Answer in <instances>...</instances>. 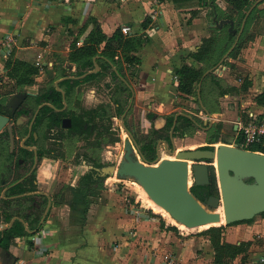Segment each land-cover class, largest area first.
<instances>
[{"label":"rangeland","instance_id":"obj_1","mask_svg":"<svg viewBox=\"0 0 264 264\" xmlns=\"http://www.w3.org/2000/svg\"><path fill=\"white\" fill-rule=\"evenodd\" d=\"M219 2L224 5V0H219ZM263 4L264 2L259 7ZM194 6H197V4L191 7ZM226 6L225 11L229 12L228 5ZM214 7L209 5L206 10H202L204 13H201L199 9L189 11L192 23L195 17L198 20L196 23L200 26V22H202V25L206 24V32L200 33L199 37L214 35L222 39L228 30L234 32V29L238 28V21L236 22L234 19H231L232 22L222 23V20L230 18L218 19L216 15L219 12ZM263 14L264 11L259 12L252 20L247 32L241 36L244 41L237 57L226 58L214 71L216 73L215 77L208 79L204 92L208 106L212 108V111L209 110L206 103L205 106L213 114L212 117L201 107L199 97L196 95L187 96L179 93L172 103L175 112H186L203 126L216 127L219 131V141L209 142L212 135L211 132L209 133V128L200 129L191 125L187 126L189 129H185V122L182 120L180 130L175 137L177 151L200 148L208 144L213 145L215 148L220 143L233 144L237 132L238 116H242L248 111L257 113L263 110L264 103L260 102L257 91L251 90V85L248 89H244V84L247 80L249 81V77L245 75L247 74V67L242 59L243 51L250 40V27ZM185 22L188 25V21ZM225 23H230V26L228 28L224 27ZM146 37L149 38L148 34H146ZM52 52L55 54L50 60L51 64L39 67L40 74L36 77V83L29 85L27 87L28 91H44L47 87L54 86L61 74L77 73V66L70 64L69 57L62 59L61 54H58L56 50ZM190 65L201 66L200 63L194 60H191ZM64 66L67 67L66 72L62 70ZM100 67L102 74L91 82L75 86L69 99V113L73 117L79 114L84 115L87 127L82 133L78 134L76 141L65 144L60 140H49L48 152L41 167L42 182L56 206L54 211L52 208L50 209L48 217L53 212L52 217L63 225L62 228H59V231L62 230L70 235L81 229L80 214L77 211L70 210L69 203L80 176L94 167L93 160L100 159L102 166L97 167L96 170L106 177V180L100 195L92 197L94 203L89 217L94 215L95 219L105 218L108 221L110 220L112 229L117 227L115 224H119L125 218V215H127V220L137 221L140 219V221H144L148 224L147 227L151 225L152 236L155 239L153 240L151 237H145L144 239L141 236L139 246L145 245L146 248L151 249L158 241L162 248L161 254L166 261H171V258H166L167 255L171 256V252L167 248L169 241H171L170 233L183 240H191L189 245L198 253L204 252L203 247H206L204 257H206V260L209 259L207 261L209 264H260L261 258L264 257V213L258 214L249 220L227 224L225 220L223 221L222 208H209L199 201L200 204L205 205L206 210L219 214L221 219L206 225L193 227L177 219L180 224L186 226L183 229L178 223L170 219L164 211L157 210L149 205V202L155 203L149 198V192L135 175L127 173L125 169L127 162L142 161L134 141L122 122V115L126 111L132 96L129 97L128 91L122 88L119 79L112 77L109 67H102L101 65ZM125 73L137 85V80L132 76L131 70H125ZM1 79H3L2 84ZM16 86L15 80L11 79L3 70H0V91H15ZM115 101H118L120 106ZM147 106L148 102L141 103L135 97L125 117L128 127L141 142L150 139V137L155 139L164 137L170 133L171 129L167 127L160 130L155 121V112L152 109H147ZM95 109L97 112H94ZM144 115L148 118V121L144 120ZM211 123H213L212 126H210ZM153 127H156L155 132L147 136V133H150ZM160 144V146H165L163 143ZM165 152V159L175 157L166 149ZM154 165L157 166L159 163ZM190 179L189 185L191 186L193 185L191 174H189ZM200 192L207 198L206 191L202 190ZM129 225L127 229L132 233V226L130 228ZM159 228L166 235H161L162 231ZM159 235L164 239H160ZM144 240L148 241V247ZM31 244H34V242H31ZM116 245H118V242L112 244L113 247Z\"/></svg>","mask_w":264,"mask_h":264},{"label":"crops","instance_id":"obj_2","mask_svg":"<svg viewBox=\"0 0 264 264\" xmlns=\"http://www.w3.org/2000/svg\"><path fill=\"white\" fill-rule=\"evenodd\" d=\"M216 2L222 9L227 8L226 0L224 5L219 0ZM194 4L197 6L191 7ZM208 6L196 0L185 4L173 0H0V70L5 72L9 57L34 65L42 61L43 66L51 64L53 50L61 54L62 59L69 57L72 40L79 36L81 44L92 29L90 17L98 19L110 35L124 23H130L141 33L144 31L142 22L150 15L153 21L145 31L149 40L137 51L142 59L139 80L132 86L135 87L134 98L141 103L148 102L147 109L155 112L156 124L162 127L164 116L175 112L172 103L179 94L176 70L184 63L191 64L190 54L199 48L203 37L208 36L199 37L200 33L206 32V24L200 22V26L195 17L193 24L189 11L199 9L204 13L202 10ZM263 7L264 4L260 6ZM250 32L242 59L247 67L245 75L252 82L251 90L259 95L264 91V14L255 20ZM8 37L12 39L9 41ZM70 64L76 65L71 61ZM62 77L63 74L59 79ZM152 99L155 100L150 101ZM144 120L148 121L145 115ZM189 163L191 166L192 161ZM55 208L53 204V211ZM90 211L87 221L81 222V229L70 235L59 231L63 225L52 217V212L41 228L38 243L31 244V239L23 237L11 241L8 249L0 246V264H209V259L204 257L206 247H203L204 252L198 253L189 245L191 240L170 233L167 248L171 252V261H166L157 240L151 249L139 246L141 236L155 239L151 225L147 227L148 224L140 219L127 220L125 215L112 229L110 220L95 219L94 215L89 217ZM128 225L132 226V233L127 229ZM161 235L166 233L162 231ZM161 235L159 238L164 239ZM114 242L118 245L113 247ZM147 242L144 240L148 247Z\"/></svg>","mask_w":264,"mask_h":264},{"label":"trees","instance_id":"obj_3","mask_svg":"<svg viewBox=\"0 0 264 264\" xmlns=\"http://www.w3.org/2000/svg\"><path fill=\"white\" fill-rule=\"evenodd\" d=\"M165 1V0H159ZM195 0H173V2L177 4H185L187 2H191ZM200 3H205L211 6H215L214 8L219 12L217 14L218 19L222 18H230L234 19L236 22L238 21L237 31L240 29L244 16L248 9L257 1V0H226L228 4L229 12H226L225 9H222L217 3L216 0H196ZM264 0L253 9L251 14L249 15L246 26L244 29V33L247 32L248 27L250 26L252 20L256 17L259 12L264 11V7L260 8L259 5L263 3ZM69 19H67L68 21ZM73 20V19H72ZM153 19L152 16L148 15L142 22L143 32H137L133 34H125L122 31V25H118L112 34H107L103 28L100 26V22L98 19L94 17L89 18V22L93 23V27L90 32L86 35L83 42L80 44L79 36H76L71 42V50L69 53V60L76 64L77 66V75H82L86 71L92 70L95 68V58L97 59V63L102 67L106 66L111 69V75L114 79H119L120 85L125 91H128L129 97L132 96V91L128 87V85L121 79L118 75L117 71L127 79V81L132 85L134 82L132 79L125 73V70H131L132 76L138 81L139 80V71L140 65L142 64V59L137 55V51L139 48L149 40L146 37L145 31L150 27ZM129 24L130 23H124ZM132 26V25H131ZM230 23H225L224 27H229ZM242 34V36H243ZM237 32L227 31L225 36L222 39H219L218 36L211 35L209 37H204L202 39V44L199 48L190 54V57L201 64L200 67H195L194 65H190L188 63H184L181 67L176 70V74L179 78L178 90L179 93L187 95V96H198V87L199 82L201 81L204 73L214 67L225 53L231 48L235 39ZM244 39L241 37L238 45L233 49L230 53L229 57H237L238 51L242 48ZM117 68V71L114 69ZM101 68V67H100ZM66 72V69H62ZM5 73L13 80H15L16 85L20 87H25L29 85H33L36 83V77L40 74L39 66L31 64L27 61L16 59L13 57H9L6 61L5 65ZM102 74L101 69L98 72L90 73L86 77L81 79H64L61 81L59 86L64 88L67 97L72 94V89L76 85H82L87 82H91L97 79ZM215 72L209 73L202 82L201 87V95L204 103H206L209 110L212 111V108L208 106V102L205 96L204 89L208 82L209 78L215 77ZM245 83V82H244ZM252 84L251 80H247L244 84V89H248ZM260 102L264 103V91L259 95ZM41 97L51 101L56 107H63V94L57 87L54 85L52 87H48L45 92L41 95ZM69 100V98H68ZM152 99L150 101H153ZM119 106V102L115 101ZM48 110H51L53 107L50 105L47 106ZM53 110V109H52ZM217 111V110H215ZM90 113V111H88ZM94 112H97L95 109ZM64 112H56V117L52 120L53 124L59 123L61 119V115ZM65 114V113H64ZM176 113L165 115L166 125L164 129L171 128L174 122V116ZM151 115V114H149ZM182 120L185 122V129L187 126L195 125L194 121L186 116H180L178 119V125L175 127V136H177L178 131L180 130V123ZM85 116L84 115H75L74 116V129H76L79 133H82L85 130ZM127 126L128 123L126 122ZM197 127V126H196ZM130 128V127H129ZM155 132V130H153ZM212 133L210 136V143L219 141V131L216 127H209V133ZM169 140V135L164 136ZM141 151L145 155V157L152 161L157 156V138H150L147 142L141 143L138 140ZM202 149H212L214 146L208 144L201 146ZM251 150L264 152V147L261 145H253L249 147ZM94 167L91 168L88 172L83 174L80 177L78 185L74 187L73 197L70 200V207L72 211H77L80 214V218L82 223H85L88 218V213L90 211V207L92 204V197H96L100 195L101 191L104 189V183L106 177L102 176L97 170V167L102 166L100 159L93 160ZM214 189L218 191V185L216 176L213 177L212 180V190L207 192V198L210 195L214 194ZM192 192L198 197L201 201H205V198L201 192L197 191L196 186L191 188ZM202 202V201H201ZM149 205L157 210L164 211L170 219H172L175 223H178L183 229L186 227L181 225L177 219H175L166 209L163 207L149 202ZM7 234H26L25 227L22 224L16 226V228H12L9 231H6ZM11 241L7 239L0 238V246L8 249L10 247Z\"/></svg>","mask_w":264,"mask_h":264},{"label":"water","instance_id":"obj_4","mask_svg":"<svg viewBox=\"0 0 264 264\" xmlns=\"http://www.w3.org/2000/svg\"><path fill=\"white\" fill-rule=\"evenodd\" d=\"M261 2L257 0L246 12L240 29H234L237 32L236 39L231 48L225 53L222 59L214 67L208 69L198 87V97L201 107L211 117L213 114L207 109L201 95L203 79L211 72L215 71L223 61L229 57L233 49L238 45L244 32L247 19L253 9ZM216 20V19H215ZM232 22L231 19L222 20ZM214 24V23H212ZM117 71V68L114 67ZM100 70V65L95 58V68L86 71L75 78L81 79L90 73ZM118 75L128 85L132 91V99L122 115L123 126L134 141L137 149L140 151L138 142L133 132L127 127L125 117L130 110L135 96L134 87L118 71ZM66 78V77H65ZM56 85L59 90V82ZM64 93V92H63ZM25 96L22 94L21 98ZM18 99L14 97L10 104L16 105ZM180 116H186L197 121L192 115L179 111L175 114L174 123L171 128V140L174 149H170L167 141L163 140L167 150L176 159L161 160V150L158 145V156L154 161H149L141 152L142 161L127 162L125 169L127 173L135 175L149 192L151 197L160 205L169 209L182 223L193 226L206 225L221 219L220 215L206 210L197 200L198 197L192 192L189 185V171L196 184L209 183L210 166L206 163H200L198 160L213 159L217 166L215 167L218 183V195H210L207 200H201L207 207H220L224 213L227 224L237 221L249 220L258 214L264 213V152L246 149L238 145L229 143H220L213 149L196 148L192 150L176 151L174 140V129ZM9 118L0 113V131L8 123ZM70 119H64V124L69 123ZM199 126L201 124L197 122ZM211 123L210 126H212ZM207 129L209 127H201ZM237 129V127H236ZM190 161H192L190 166ZM159 163L155 166L154 164ZM103 174V173H102ZM0 227H7L0 223Z\"/></svg>","mask_w":264,"mask_h":264},{"label":"flooded vegetation","instance_id":"obj_5","mask_svg":"<svg viewBox=\"0 0 264 264\" xmlns=\"http://www.w3.org/2000/svg\"><path fill=\"white\" fill-rule=\"evenodd\" d=\"M76 76H78L76 73H66L61 79H78L75 78ZM2 83L3 81H1V84ZM55 86L57 87L56 83ZM77 86L79 85H76V87ZM27 87L28 86L22 88L16 86L15 91H0V113L9 118L8 123L0 131V223L7 226L4 228L0 227V238L9 241H14L23 237H27L30 240L34 233L41 231V228L48 218L50 209L54 204L53 198L46 191V186L42 182L40 175L43 161L48 152V141L60 140L66 144L78 139V131L73 128L74 117L69 113L70 104L68 98L70 99V96L67 97L64 88L59 86L62 89L60 91L63 94L64 105L63 107H56L51 101L41 97L46 89L39 92H30L27 90ZM22 94H25V96L20 100ZM14 97L18 99V103H15L16 105L13 106L10 102ZM48 105L53 107V110H48ZM56 112H64L65 114L63 113V115H61L59 123L53 124L52 120L56 117ZM66 118H69L70 122L65 125L64 119ZM197 122L198 121H194L198 128L202 129L201 127H205L202 124L199 126ZM165 125L166 118L165 124L159 129L164 130ZM177 125L178 121L176 126ZM86 127L87 124H85V128ZM155 128L153 127L150 133H147V136H149L148 134L152 135ZM133 134L135 135L134 132ZM173 134L175 140V129ZM166 135H169V140L163 137L157 139V156L159 145L161 159L165 157V149L169 152L163 140L168 142L170 149H174L171 140V129L170 133ZM57 137H59V139H57ZM135 138L137 140L136 135ZM148 140L149 139L144 142ZM160 143L165 145L163 146L165 147L164 150L161 149ZM140 152L143 154L141 148L139 151L141 155ZM198 162L206 163L210 166V181L207 184L200 185L196 184L192 178L193 185H191V188L196 186L199 192L202 190L206 192H209V190L213 191L212 180L213 177L216 176L215 167L217 163L213 159H202L198 160ZM213 195H218V191L214 189ZM19 224L25 227L26 234L6 233V231L14 227L16 228Z\"/></svg>","mask_w":264,"mask_h":264},{"label":"built area","instance_id":"obj_6","mask_svg":"<svg viewBox=\"0 0 264 264\" xmlns=\"http://www.w3.org/2000/svg\"><path fill=\"white\" fill-rule=\"evenodd\" d=\"M1 20L2 15L0 13V23ZM122 31L128 35L136 32L134 27L129 24H123ZM7 39L10 41L12 38L8 37ZM36 65L39 67L43 66L42 61H37ZM262 108L263 110L261 112L248 111L246 114L238 117V124L236 125L237 132L233 145H238L246 149H250L249 147L253 145H261L264 147V106ZM40 235L41 231L34 233L31 241L38 243ZM166 258L169 259L171 256L167 255ZM260 264H264V257L261 258Z\"/></svg>","mask_w":264,"mask_h":264},{"label":"bare ground","instance_id":"obj_7","mask_svg":"<svg viewBox=\"0 0 264 264\" xmlns=\"http://www.w3.org/2000/svg\"><path fill=\"white\" fill-rule=\"evenodd\" d=\"M219 145V144H218ZM175 156V155H174ZM176 158V157H175ZM189 174H191V178H193L192 177V172L191 171H189ZM189 182H191V179L189 180ZM149 198L151 199V201H153V202H155V203H157L152 197H151V195H149ZM198 201H200L199 199H198ZM201 202V201H200ZM159 204V203H158ZM202 205V204H201ZM202 206H205V205H202ZM164 207V206H163ZM165 208V207H164ZM172 216H174L175 217V215L169 210V209H167V208H165ZM224 214V213H223ZM176 218V217H175ZM225 220V218L223 217V221ZM180 221V220H179Z\"/></svg>","mask_w":264,"mask_h":264}]
</instances>
